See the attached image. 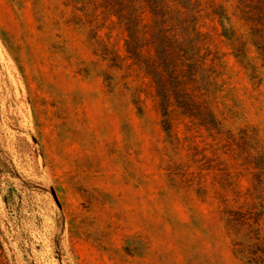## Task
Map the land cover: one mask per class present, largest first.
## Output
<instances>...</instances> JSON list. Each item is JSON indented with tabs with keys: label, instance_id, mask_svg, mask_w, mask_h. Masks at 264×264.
I'll return each mask as SVG.
<instances>
[{
	"label": "rangeland",
	"instance_id": "374dc122",
	"mask_svg": "<svg viewBox=\"0 0 264 264\" xmlns=\"http://www.w3.org/2000/svg\"><path fill=\"white\" fill-rule=\"evenodd\" d=\"M41 1L0 0V264H241L217 206L167 170L150 79L128 61L109 66L90 13ZM93 15L99 41L124 58L117 18ZM204 23L226 127L264 142L262 62L252 47L240 62L218 20ZM174 120L210 153L205 131Z\"/></svg>",
	"mask_w": 264,
	"mask_h": 264
},
{
	"label": "trees",
	"instance_id": "16d2710c",
	"mask_svg": "<svg viewBox=\"0 0 264 264\" xmlns=\"http://www.w3.org/2000/svg\"><path fill=\"white\" fill-rule=\"evenodd\" d=\"M51 1L59 13H90V42L110 67L120 69L128 61L150 79L168 144L167 170L217 206L241 264H264V142L248 127L235 132L226 127L220 60L203 30L206 16H213L240 62H247L252 47L264 68V0H235L232 6L228 0ZM34 6L44 7L41 0ZM99 9L112 13L124 29V58L99 41L93 17ZM176 113L188 119L190 129L208 134L210 153L195 144V135H179Z\"/></svg>",
	"mask_w": 264,
	"mask_h": 264
}]
</instances>
